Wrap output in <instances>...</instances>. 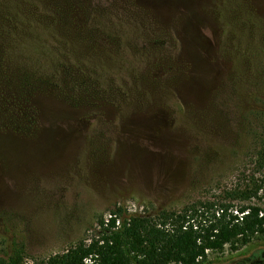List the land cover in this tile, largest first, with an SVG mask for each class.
Masks as SVG:
<instances>
[{
    "label": "rangeland",
    "instance_id": "rangeland-1",
    "mask_svg": "<svg viewBox=\"0 0 264 264\" xmlns=\"http://www.w3.org/2000/svg\"><path fill=\"white\" fill-rule=\"evenodd\" d=\"M262 111L264 0H0V256L236 185L264 208ZM200 264H264V236Z\"/></svg>",
    "mask_w": 264,
    "mask_h": 264
},
{
    "label": "trees",
    "instance_id": "trees-1",
    "mask_svg": "<svg viewBox=\"0 0 264 264\" xmlns=\"http://www.w3.org/2000/svg\"><path fill=\"white\" fill-rule=\"evenodd\" d=\"M258 114L257 126L264 127V111ZM254 163L264 165V144ZM223 194L217 202L196 201L150 214L116 207L107 219L97 218L93 237L31 264H200L208 253L264 236V208L250 204L255 189L236 185ZM0 264L25 263L21 251L13 250L0 256Z\"/></svg>",
    "mask_w": 264,
    "mask_h": 264
}]
</instances>
